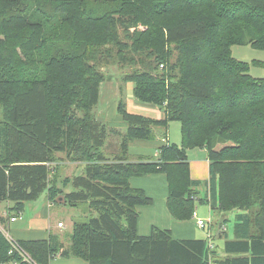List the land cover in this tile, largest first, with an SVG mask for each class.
I'll list each match as a JSON object with an SVG mask.
<instances>
[{
  "label": "trees",
  "instance_id": "16d2710c",
  "mask_svg": "<svg viewBox=\"0 0 264 264\" xmlns=\"http://www.w3.org/2000/svg\"><path fill=\"white\" fill-rule=\"evenodd\" d=\"M138 25L144 29L129 32ZM234 46L264 51V0H0V202L13 203L7 220L44 192L50 202L89 212L73 223L67 248L55 236L19 246L39 264L60 250L87 264H264V78L232 56ZM111 48L119 62L142 65L125 84L163 119L132 113L122 100L116 108L125 132L96 118L98 67ZM170 122L180 124L179 145L160 146L154 161H129L132 142L153 140ZM109 133L120 139L112 157L102 151ZM192 149L207 152L216 193L210 210L246 212L237 217L235 240L224 242L223 259L206 239L136 230L138 208L153 200L131 178L164 175L177 221L191 220L196 202L207 204L193 200L200 184L190 178ZM59 154L83 164L61 188ZM10 249L0 230V264L13 257Z\"/></svg>",
  "mask_w": 264,
  "mask_h": 264
},
{
  "label": "crops",
  "instance_id": "0c3cea01",
  "mask_svg": "<svg viewBox=\"0 0 264 264\" xmlns=\"http://www.w3.org/2000/svg\"><path fill=\"white\" fill-rule=\"evenodd\" d=\"M133 88V86H132ZM118 95V87L117 84H111L106 83L100 84L99 89V103H103L102 108L104 109V104L106 102V96H117ZM105 98V100H103ZM134 105L143 106L144 108V115L145 117H149L152 119H163L164 118V112L160 110L158 107L150 105V104H144L137 102L136 100L133 101ZM100 109L101 112L104 110ZM137 110V109H136ZM98 115V111L96 112ZM137 114V113H136ZM119 120L122 122L120 116L118 117ZM124 124V122H122ZM126 126V125H125ZM168 128V126H167ZM162 128H156L155 132L158 129H162L164 131L167 130ZM162 132H160L161 134ZM164 133V132H163ZM156 134V133H155ZM153 142H147V141H134L130 144V147H133L135 145H139L142 147H154L156 148L158 158V148L164 144H171L167 140L166 135L164 134V139L161 141H154ZM145 143V144H144ZM179 145V144H178ZM115 152H117L115 149H112ZM195 150V149H193ZM198 152H195L193 154L192 158H189L188 152L187 158L189 162V171H190V178L194 182H198L200 185L195 186L194 189L197 192H203L204 196L203 198L200 197V195L197 193V198L206 199L207 200V207H208V213L210 210L209 202H212L214 200V197H216V193L211 191L210 195V187H209V161L207 160V152L205 149H196ZM189 151V150H187ZM199 155H204L205 157H200ZM129 161L130 162H138V161H147V156L145 155H134L131 157L130 154ZM130 185L133 188L142 189L145 194L150 197L153 202L149 206H144L138 208L139 217L136 223V230L138 235L140 236H149L153 229L158 230H169L172 234V237L174 239H196L198 235L196 234V230H200V228L196 225V222L200 218L199 210L196 211V205H195V211L194 214L189 221H177L175 220L170 213L168 212L166 200L168 197V184L166 181V177L162 174H152L148 176H144L142 178H131L130 179ZM58 202H61V198L57 199ZM6 203V202H5ZM198 203V202H196ZM7 210L11 209L13 207V203L7 202ZM205 204V203H204ZM53 202H50L48 200L45 209L48 211V209L51 211ZM63 206H68L67 204H63ZM6 210V211H7ZM215 223H212L211 217L207 218L204 221H207L205 225V230H209L212 235V242L215 246V249H217V257H221L222 259L227 257V255L224 253L223 245L226 240H235L234 236V226L236 224H239L241 221L237 219L238 216L244 215L246 212L244 211H235L229 214H221L217 212L216 210L211 211ZM210 212V214H211ZM21 213V212H20ZM20 213H16L14 215V212L11 213V216L16 217L17 219L14 222H9L7 220V213L3 216H0V218L5 219V222L3 225L6 226L2 227V232L7 234L10 238L15 241H37V240H48L51 236L57 237V239L63 244V249L67 248L69 246V234H65L66 225L60 221H57L56 224L52 223L49 219H44L46 215H42L43 218H40L39 220H33L30 221L31 225L24 226V225H17L18 219H21ZM48 215V214H47ZM62 223V227H58V224ZM73 226V225H72ZM201 229V230H204ZM213 230H221V234L223 236L219 237V239L222 240V249H218V243L216 244L217 240L214 236H216V232H213ZM72 232V228H71ZM224 232V233H222ZM9 233V234H8ZM208 233V232H207ZM49 264H87L86 261L74 258V257H64L61 255V250L56 254V256L50 261Z\"/></svg>",
  "mask_w": 264,
  "mask_h": 264
},
{
  "label": "rangeland",
  "instance_id": "374dc122",
  "mask_svg": "<svg viewBox=\"0 0 264 264\" xmlns=\"http://www.w3.org/2000/svg\"><path fill=\"white\" fill-rule=\"evenodd\" d=\"M144 27L141 25H138L136 28H130L129 32H133L134 30H143ZM120 36L122 33L119 31ZM123 43H126V41L121 38ZM117 49L111 48V55L108 59H104V62L102 64H99L98 71L103 76V84H117L118 87V95L117 96H106L107 100L104 104V109L102 108L103 103H99L94 108V113L98 111L99 115L96 114V118L102 121L106 124L108 130L114 129L121 133L125 132L126 126L119 120V115L117 113V103L119 100H122L126 104V108L128 111L132 113H137L139 115H144V108L143 106H136L134 105L133 101V95H132V83L125 84V81L129 80L131 78V75L135 71H141L142 65L139 63L132 64L130 62H119L120 56L117 55ZM131 56V53L130 55ZM232 56L236 58L237 60L243 61L248 63L249 65V74L251 76H254L255 78H264V51L253 49L250 46H234L232 47ZM137 60V57H135ZM253 62H259V63H253ZM161 69V67H160ZM105 100V98L103 99ZM100 109H103L104 111L101 112ZM137 109V110H136ZM1 108H0V119H1ZM160 132H162L160 134ZM164 132V133H163ZM155 137L153 140L147 141V142H153L154 141H161L164 139V134L167 137V140L169 143L173 144H180V124L178 122H170L168 124V128L166 131L162 129H158L155 132ZM119 142L120 139L117 135H113L112 133H109L106 138L105 146L103 147L102 151L105 155L108 157H112L114 154V150L119 151ZM145 144V143H144ZM220 146H216V149L219 150ZM189 154V158H192L193 154L195 152H198L195 150H189L187 151ZM129 154L132 156L134 155H145L148 160H156L157 157V151L154 147H142L139 145H135L129 149ZM200 157H205L204 155H199ZM57 158H59L58 163V169L56 173L59 172L58 178H57V187L61 188V181L65 177H73L81 175L83 172V164L71 162L65 158L64 154L57 155ZM55 167V164L52 165V170ZM61 169V170H60ZM60 170V171H59ZM64 192H70L72 191V188L70 186L63 189ZM201 198H203L204 194L203 192H197ZM198 195H196L197 197ZM198 201V200H197ZM48 202L47 199V193L44 192L36 201L27 202L24 204L23 211L20 213L21 219H18L17 225H24L29 226L31 223L30 221L33 220H39L40 218H43L42 215H46L44 219H49L52 223L56 224L57 221H60L64 223L67 227L65 229V234L71 233V228L73 223L75 222H83L87 220V217L89 215L88 209L84 204H81L79 207H70V206H63L61 203H53L51 211L48 209V211L45 209V206ZM7 203V202H6ZM5 202H0V216H3L7 213V204ZM199 210L200 218H203V220H206L207 218L211 217L212 223H215L214 216L211 212L208 213V207L206 204L196 203V211ZM13 213V212H12ZM48 214V215H47ZM14 215L16 213L14 212ZM1 226L5 227V225L1 224ZM221 231V230H220ZM219 230H213V232H216L215 239L217 240L216 244L218 245V249H222V240L219 239V237L223 236ZM207 232L208 230H196V234L198 237L196 239H207ZM9 234V233H8ZM10 236V234H9ZM214 250L215 246L213 247Z\"/></svg>",
  "mask_w": 264,
  "mask_h": 264
},
{
  "label": "built area",
  "instance_id": "2783aa9c",
  "mask_svg": "<svg viewBox=\"0 0 264 264\" xmlns=\"http://www.w3.org/2000/svg\"><path fill=\"white\" fill-rule=\"evenodd\" d=\"M162 68V66H161ZM19 215V214H18ZM10 217L9 222H14L17 217ZM207 221H204L203 219H198L196 222V225L200 228V229H204L205 225H206ZM58 227H62V223L58 224ZM0 230L2 232V227L0 226ZM5 236V238L10 242V251H9V255L13 256L9 261L3 262L1 264H39L38 262H36L23 248H21L19 246V244L15 241H13L7 234H5L4 232H2ZM207 242H208V247H214V244L212 242V235L211 232L208 230L207 233Z\"/></svg>",
  "mask_w": 264,
  "mask_h": 264
},
{
  "label": "bare ground",
  "instance_id": "6f19581e",
  "mask_svg": "<svg viewBox=\"0 0 264 264\" xmlns=\"http://www.w3.org/2000/svg\"><path fill=\"white\" fill-rule=\"evenodd\" d=\"M193 200H194V201H197V200H198V198H197V197H193ZM7 241H8V240H7ZM8 242H9V241H8ZM9 244H10V242H9ZM10 246H11V245H10ZM209 248H210V250H212V249H213V247H210V246H209ZM9 251H10V250H9ZM8 255H9V252H8ZM9 256H10V255H9Z\"/></svg>",
  "mask_w": 264,
  "mask_h": 264
}]
</instances>
